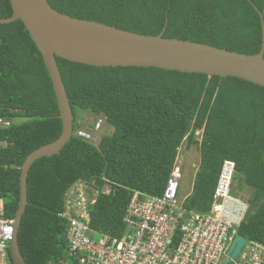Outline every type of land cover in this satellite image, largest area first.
I'll use <instances>...</instances> for the list:
<instances>
[{"label":"trees","instance_id":"1","mask_svg":"<svg viewBox=\"0 0 264 264\" xmlns=\"http://www.w3.org/2000/svg\"><path fill=\"white\" fill-rule=\"evenodd\" d=\"M55 11L139 35L189 41L238 54L260 50L264 0H46ZM12 16L0 0V19ZM73 114V135L58 155L35 161L27 175V205L17 243L25 264H64L69 190L82 182L97 192L89 226L120 237L133 192L160 196L180 147L196 146L199 165L183 206L207 213L225 161L232 181L250 189L237 233L264 243V88L233 77L157 68L91 67L56 58ZM77 111L103 117L113 129L98 147L80 139ZM41 54L20 21L0 24V200L13 218L26 157L62 131ZM201 132L199 138L195 133ZM238 182V187L239 183ZM108 187L109 193H103ZM10 256V251H9ZM11 264H13L10 257Z\"/></svg>","mask_w":264,"mask_h":264},{"label":"built area","instance_id":"2","mask_svg":"<svg viewBox=\"0 0 264 264\" xmlns=\"http://www.w3.org/2000/svg\"><path fill=\"white\" fill-rule=\"evenodd\" d=\"M12 123L0 118V129ZM101 123L99 119L90 130H78L75 135L98 147ZM200 135L195 133L196 138ZM178 157L179 153L160 196L132 193L122 217L124 233L120 237L90 228L88 206L94 204L97 192L82 182L74 185L67 193L65 211L59 214L65 221L64 264H223L228 260L227 251L248 212L247 202L232 192L235 165L231 161L223 163L209 210L198 213L183 206L191 191L181 196L183 169ZM86 192L92 198L90 204L83 197ZM103 193H109L108 187ZM13 235L14 219L5 217L0 200V264H11ZM232 264H264V243L246 240Z\"/></svg>","mask_w":264,"mask_h":264},{"label":"water","instance_id":"3","mask_svg":"<svg viewBox=\"0 0 264 264\" xmlns=\"http://www.w3.org/2000/svg\"><path fill=\"white\" fill-rule=\"evenodd\" d=\"M12 16L0 24L20 21L41 54L59 111L62 131L57 140L29 154L19 177L20 197L14 216V235L9 251L13 264H25L19 251L17 234L27 205V175L40 158L58 155L73 135V114L57 67L56 58L91 67L157 68L208 77H233L264 88V19L257 11L261 26L260 50L254 55L238 54L204 44L139 35L101 23L79 20L61 14L46 0H8ZM88 204L89 193L83 194ZM78 217V214H74ZM246 239L236 235L227 251L232 264Z\"/></svg>","mask_w":264,"mask_h":264},{"label":"rangeland","instance_id":"4","mask_svg":"<svg viewBox=\"0 0 264 264\" xmlns=\"http://www.w3.org/2000/svg\"><path fill=\"white\" fill-rule=\"evenodd\" d=\"M77 123L79 125L78 130H90L91 126L96 123L99 119L102 120L101 127L99 128L97 134L99 137L103 136H109L112 134L113 129L109 127L105 122L104 118H95L88 112H83V111H77ZM199 152L196 149V146H191L190 148H186V145L183 144L180 149H179V157H178V162L182 165L183 169V175H182V188H181V196H186L191 189H192V183L194 179V175L198 169L199 165ZM239 180L234 181L233 187L235 190V195L243 200H246L251 191L247 187L239 183ZM96 241H98V238H96Z\"/></svg>","mask_w":264,"mask_h":264},{"label":"clouds","instance_id":"5","mask_svg":"<svg viewBox=\"0 0 264 264\" xmlns=\"http://www.w3.org/2000/svg\"><path fill=\"white\" fill-rule=\"evenodd\" d=\"M104 122H105V121H104ZM93 125H95V123H94ZM93 125H92V126H93ZM100 139H101V138H100ZM235 196H236V195H235ZM236 197H237V196H236ZM244 201H245V200H244ZM239 236H240V235H239Z\"/></svg>","mask_w":264,"mask_h":264}]
</instances>
